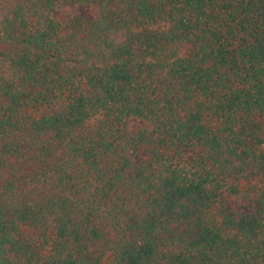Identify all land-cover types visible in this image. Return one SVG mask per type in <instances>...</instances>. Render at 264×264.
<instances>
[{
  "label": "trees",
  "instance_id": "16d2710c",
  "mask_svg": "<svg viewBox=\"0 0 264 264\" xmlns=\"http://www.w3.org/2000/svg\"><path fill=\"white\" fill-rule=\"evenodd\" d=\"M0 264H264V0H0Z\"/></svg>",
  "mask_w": 264,
  "mask_h": 264
},
{
  "label": "rangeland",
  "instance_id": "374dc122",
  "mask_svg": "<svg viewBox=\"0 0 264 264\" xmlns=\"http://www.w3.org/2000/svg\"><path fill=\"white\" fill-rule=\"evenodd\" d=\"M76 12L83 19L91 20L94 17L95 8H94V5L92 4L80 5L76 8ZM130 126L132 128H136V127L142 126V123L138 120H132L130 122Z\"/></svg>",
  "mask_w": 264,
  "mask_h": 264
}]
</instances>
